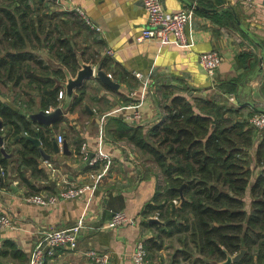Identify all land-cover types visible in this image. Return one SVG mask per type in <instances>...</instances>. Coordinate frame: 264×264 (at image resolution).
<instances>
[{
	"label": "crops",
	"instance_id": "crops-1",
	"mask_svg": "<svg viewBox=\"0 0 264 264\" xmlns=\"http://www.w3.org/2000/svg\"><path fill=\"white\" fill-rule=\"evenodd\" d=\"M52 2L51 7L57 11L80 8L85 13L90 23L98 27L97 30L93 29L79 15L102 42L100 49L96 50L101 57L110 59V67L123 68L129 74L125 77L128 81L117 80L113 70L107 74L119 83L118 89L110 88L98 79H87L83 85L86 87L83 104L73 110L70 104L64 110L61 122L50 127L43 126L50 130V147L42 143L41 146L51 158L44 160L39 154L36 160L47 179L35 177L30 167H23L21 171L39 189L37 192L23 184L17 173L18 151L25 138L12 141L17 135L9 126H3L2 131L8 130L4 146L10 156H4L1 152L8 161L5 174L0 176L5 183L4 187L0 186V215L9 216L13 225L12 228L0 229V264H27L39 233L51 228H68L83 215L89 228L82 231L78 247L73 250L59 248L44 264H94L86 254L90 249L108 252L111 256L109 264H133L131 254L136 241L139 238L147 241L156 236L157 231L148 225V217L143 211L149 205H154L157 196L162 193L163 179L155 164L148 161L144 165L134 157L138 155L139 158L140 154L126 137L117 138L108 132L117 129L112 121L119 119L125 122L126 128L121 133L129 126H140L144 132H148L162 120L159 103L165 88L173 90V94L166 99L167 103L174 95L217 99L220 104L236 109L242 120H249L253 113L264 111V0H256L253 4L244 0H162L168 12L194 6V16L186 29L193 41L190 48L161 45L154 40L136 43L134 37L147 22L142 0ZM89 49L92 51L94 48L90 45ZM107 50H112L113 55H109ZM211 50L219 52L222 64L215 73L208 74L201 68L198 57ZM43 56L48 57L47 52H43ZM92 65L95 72L98 66H102L97 62ZM137 72L142 74L141 79L135 76ZM221 83L234 84L236 91H224L219 87ZM144 87L142 104L138 108H128L138 101ZM63 88L64 85L60 90ZM19 89L0 83V100L26 117L27 114L43 110L37 93L25 94L21 91L19 95ZM134 91H137V96H132ZM232 94L234 102L228 98ZM78 95L75 89L73 98ZM58 101L59 106H63L64 98H58ZM52 109L54 107L50 106L47 111ZM113 110L117 112L105 118V137L101 142L102 149L111 156L113 164L99 185L81 196L60 199L54 204L28 202L26 198L29 195L56 193L65 180L78 182L83 173L93 168L80 157L79 149L86 144L89 153L97 150L101 116ZM136 112L138 117L130 119L128 115L134 116ZM31 125L37 128L39 124L31 121ZM254 132L257 138L255 127ZM59 134L68 145V155L54 151L53 141L60 147L63 143L58 142ZM248 161L252 175L244 203L245 209L250 211V187L262 171L256 160L255 148L250 150ZM52 180L55 185H47ZM120 211L133 217L134 223L116 228L105 227L112 215ZM7 241L14 243L18 253L12 250L1 253ZM172 247L173 250L167 248L163 240L162 248L154 250L151 263L188 264L189 261L185 260L177 262L180 259L176 256L179 245ZM164 252L167 254L166 261Z\"/></svg>",
	"mask_w": 264,
	"mask_h": 264
},
{
	"label": "trees",
	"instance_id": "trees-1",
	"mask_svg": "<svg viewBox=\"0 0 264 264\" xmlns=\"http://www.w3.org/2000/svg\"><path fill=\"white\" fill-rule=\"evenodd\" d=\"M52 3L0 0V83L20 87L19 95L21 91L37 93L41 108L47 110L59 106L58 92L67 73L75 76L81 68L80 61L97 62L105 72L113 70L117 80L128 81L125 77L129 74L123 68L110 67V59L98 53L96 48L100 49L102 42L79 14L57 11ZM43 52H47V59ZM219 85L224 91H236L234 84ZM77 92L71 110L83 104L86 87ZM171 94L172 89L163 90L159 103L162 120L148 132L129 126L121 133L126 126L119 119L112 121L117 129L108 131L114 137H126L142 158L157 166L163 179L162 193L143 211L148 225L157 231L155 237L145 240L148 254L152 259L154 250L162 248L163 238L176 237L178 263L220 264L227 255L245 249L234 264H264V129L256 138L249 120L241 121L236 109L217 99L174 95L167 103ZM0 121L14 135L38 137L43 146L50 147L49 129L32 127L24 114L2 100ZM22 140L17 173L23 184L37 192L39 189L21 172L23 167L32 168L35 177L45 180L47 175L38 168V148ZM252 148L262 171L250 187L251 209L247 211L244 196L251 181L248 157ZM7 161L0 152V168L5 172ZM4 184L1 179L0 186ZM174 199L178 205L173 204ZM153 213L167 221L166 225L151 223ZM8 250L18 253L11 241L4 243L1 253Z\"/></svg>",
	"mask_w": 264,
	"mask_h": 264
},
{
	"label": "built area",
	"instance_id": "built-area-1",
	"mask_svg": "<svg viewBox=\"0 0 264 264\" xmlns=\"http://www.w3.org/2000/svg\"><path fill=\"white\" fill-rule=\"evenodd\" d=\"M61 2H70L71 0H60ZM143 7L147 14V22L141 28L140 32L134 37L136 43H143L145 41L154 40L161 45L174 44L180 47L190 48L193 45L192 39L187 35L186 29L194 16V6L190 8L181 9L177 12H168L164 9L162 0H142ZM246 3L253 4L256 0H244ZM75 12L83 17L88 24L95 30L98 27L92 25L85 13L80 8H75ZM109 55H113L112 50H107ZM201 68L208 74L215 73L222 64V57L216 50L204 52L198 57ZM135 76L139 79L142 74L137 72ZM146 85V84H145ZM65 96V89L58 92V98L63 99ZM132 96H137V91L132 93ZM145 97V87L139 95L138 101L127 106L128 108H138ZM230 102H234L233 94L229 95ZM117 110L110 111L101 116L100 119V144L90 157L87 145L82 144L79 149L80 157L88 164L92 165V169L83 173L78 182L64 181V185L56 193L53 194H32L26 199L30 203L39 205L54 204L60 199L75 198L81 196L88 191L95 189L104 177L110 171L113 159L106 153L102 147L101 142L105 137V118L114 114ZM130 119L138 117L136 115H128ZM127 116V117H128ZM255 128L264 129V111L253 113L249 120ZM38 130V127L36 128ZM58 142H63V136L58 135ZM5 171L0 168V176H3ZM174 205H178V201L174 199ZM85 215L81 216L78 221L68 228H51L48 231L41 232L36 238L35 244L29 254L27 264H44L48 257L53 256L59 248L76 249L82 231L89 228L85 222ZM150 218L158 219V216ZM134 223L133 217H130L125 212H115L105 227L116 228L125 224ZM12 221L9 216L0 215V229L12 228ZM87 256L94 264H109L111 256L108 252L90 249L87 251ZM131 261L133 264H150L149 254L145 246V239L139 238L134 250L131 254Z\"/></svg>",
	"mask_w": 264,
	"mask_h": 264
},
{
	"label": "water",
	"instance_id": "water-1",
	"mask_svg": "<svg viewBox=\"0 0 264 264\" xmlns=\"http://www.w3.org/2000/svg\"><path fill=\"white\" fill-rule=\"evenodd\" d=\"M57 1V0H54ZM80 69L77 71L75 76H72L71 74L67 73V80L64 84V89H65V96H64V103L63 106H59L57 108H54L52 110H40L37 113L33 114H27V118L31 121L37 122L39 125L44 126V127H50L54 125L60 117L63 115V112L65 109H67L70 104L72 103L73 100V94L75 89H78L84 85V82L87 79H98L100 80L104 85L113 88V89H118L119 83L115 82L112 80V78L105 72L102 67L98 66L95 72V68L93 67L92 64L90 63H85L83 61H80ZM243 121V120H241ZM251 127H253L252 124H250ZM3 124L0 121V152L4 156H10L9 154L7 155L5 151V139L8 135V130L5 129L2 131ZM25 138L26 140H29L31 143L34 144L35 147L38 148V152L41 155V158L44 160H50L51 156L49 154H46L44 151L43 147L41 146V141L38 137H31L29 135L21 134L17 135L15 138H12V141H15L16 139L20 138ZM53 147L54 151L56 153L62 151L64 154H70V151L68 150V145L66 142H63L60 145L56 142L53 141ZM93 155V153H90V157ZM49 186H54L55 183L54 181H50V183H47ZM181 190V189H180ZM151 222H156L159 224H164V221H161L160 219L156 218H151ZM246 250L242 249L238 254H235L233 256L227 255V258L225 261L221 262L220 264H234L237 263L241 257L245 254Z\"/></svg>",
	"mask_w": 264,
	"mask_h": 264
},
{
	"label": "rangeland",
	"instance_id": "rangeland-1",
	"mask_svg": "<svg viewBox=\"0 0 264 264\" xmlns=\"http://www.w3.org/2000/svg\"><path fill=\"white\" fill-rule=\"evenodd\" d=\"M81 42H82V39L81 38H78ZM256 113V112H255ZM251 118V117H250ZM250 118H249V120H250ZM254 127V126H253ZM257 131H258V133H260L262 130H259V129H257V128H255ZM135 158H137V160L138 161H140L141 163L143 162V164L144 165H146L147 164V161L144 159V158H142L140 155H139V158H138V155H135L134 156ZM34 194H40V193H34ZM32 195V194H31ZM163 240H164V243H166L167 244V248H170V250L172 249H174L172 246L174 245H176V246H178L179 244H178V242H177V239H176V237H174V238H172V239H169V238H163ZM164 256L163 257H165V259H164V261H166V256L165 255H167L166 254V252H164V254H163ZM152 258H154L153 256H152ZM149 260L151 261V257H150V255H149Z\"/></svg>",
	"mask_w": 264,
	"mask_h": 264
}]
</instances>
